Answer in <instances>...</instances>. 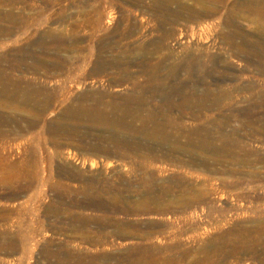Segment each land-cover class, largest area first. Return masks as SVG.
<instances>
[{
	"label": "rangeland",
	"instance_id": "374dc122",
	"mask_svg": "<svg viewBox=\"0 0 264 264\" xmlns=\"http://www.w3.org/2000/svg\"><path fill=\"white\" fill-rule=\"evenodd\" d=\"M0 2V83L14 86L10 91L0 86L7 89L0 97V264L264 263V53L259 51L264 20L253 15L256 5L250 0ZM185 8L211 16L189 24L179 17ZM257 21L263 22L261 29ZM171 28L189 32L182 50L159 44H168L162 38ZM192 29L215 48L201 67L207 85L184 89L187 97L192 93L190 103L196 102L191 114L197 109L194 115L202 117L188 127L213 125L208 135L182 139L169 129L168 142L160 143L141 135L133 113L139 106L163 108L162 94L183 102L173 68L200 43ZM235 29L243 35L233 37ZM148 78L171 89L154 94ZM27 92L32 96L25 101ZM99 111L104 120L94 116ZM222 126L236 135L219 139Z\"/></svg>",
	"mask_w": 264,
	"mask_h": 264
},
{
	"label": "bare ground",
	"instance_id": "6f19581e",
	"mask_svg": "<svg viewBox=\"0 0 264 264\" xmlns=\"http://www.w3.org/2000/svg\"><path fill=\"white\" fill-rule=\"evenodd\" d=\"M13 1V0H12ZM251 1V3L252 4H254V5H256L255 7H257V8H255V10H254V14L253 15H256V16H258L259 18H261V19H263L264 20V0H250ZM21 2V1H20ZM1 3V2H0ZM179 3V2H178ZM12 4V3H11ZM3 6V5H2ZM168 9H170V8H168ZM179 9V8H178ZM177 9V10H178ZM171 10V9H170ZM1 11V10H0ZM180 12H179V17H180V19L182 18V20L184 21L185 20V22H187V23H189V24H198L199 23V20L200 19H203L204 17L206 18V16H208V17H210L211 16V13L208 15V13H206V12H208V11H206V12H204V11H196V10H191V9H187V8H185V11H184V13H181V9L179 10ZM156 12V11H155ZM157 12H159V11H157ZM173 12V11H172ZM168 13V12H167ZM181 13V14H180ZM213 13V12H212ZM10 14V13H9ZM148 14V13H147ZM156 15H158V14H156ZM213 15V14H212ZM20 16V15H19ZM152 16V15H151ZM175 16V18H176V16L177 15H174ZM22 17V16H21ZM171 17V16H170ZM178 17V18H179ZM2 18V17H1ZM16 18H17V16H16ZM160 18V17H159ZM178 18H177V20H178ZM254 18H256V17H254ZM252 19V21H256L258 18H256V20L255 19ZM15 19V18H14ZM153 19V18H152ZM156 19V18H155ZM167 19V18H166ZM179 19V20H180ZM2 20V19H1ZM159 20V19H158ZM260 20V19H259ZM13 21V20H12ZM153 21V20H152ZM261 21V20H260ZM14 22V21H13ZM17 22V21H16ZM173 22V21H172ZM178 22H180V21H178ZM4 23V22H3ZM181 23V22H180ZM260 23H263V22H260ZM260 23H258V21H257V24H256V26L259 24L260 25ZM179 25V24H178ZM259 25H258V27H259ZM172 27V26H171ZM181 27V26H180ZM185 27V26H184ZM255 27V26H254ZM258 27H256V28H258ZM263 27V26H262ZM2 28V27H1ZM260 29H261V25H260V27H259ZM160 29V28H159ZM163 29V28H162ZM168 29V28H167ZM263 29V28H262ZM13 30V29H12ZM183 30V29H182ZM184 30H185V28H184ZM264 30V29H263ZM262 30V31H263ZM4 31H5V29H4ZM167 31H169V30H167ZM179 31V32H178ZM178 32V33H177ZM191 32H192V37L194 38V37H196V36H199V38H200V43H197L196 45H195V52H193L192 54L190 53L189 55L186 53L187 52V50L185 51V54H187V57H186V59H185V61H184V63L181 65V67L180 68H178V69H174L173 68V70H174V76L176 77V78H174V79H176L177 81L178 80H180L181 81V83H180V86L178 87V90L176 91V93H177V95L179 96H181V98L180 99H182V101L183 102H181V103H176V102H173L172 101V99H174V98H172L171 100H170V98H171V96H169V95H171V93L169 94V95H167L166 96V94H162L163 95V97H161V98H159V99H161V100H163L164 101V103L162 104L163 106V108H161V109H158L157 110V108L156 109H154V110H152V108H151V110H150V107H149V110H147L146 111V109H147V107L145 108V107H143V106H139L140 107V109H139V111H137V112H135L136 114H134L133 113V115H134V118H135V115H136V119H138V120H140V122H141V126H142V128H141V126H140V128H141V135H143V133H145V134H150V136L153 138V139H156V140H158L160 143L161 142H168V140H169V137H170V135H169V133H170V131L171 130H174L175 129V131L176 130H178V133L180 134L179 136H181V139H182V137L184 136H188V137H191V136H193V135H195V137L196 136H201V135H208V134H210L209 132H211V131H209L210 130V126L211 125H213V123H211V125L209 124V123H207V124H205L206 126L208 125V127H204L203 125L204 124H202V123H200V124H202V127L199 129L198 127H197V129H199V130H197L196 129V131H194V130H190L189 129V127H188V123H190V125L192 124V125H194L193 123H191L192 121H200V118H202V117H198V116H195L194 114L195 113H197L196 112V110L194 111L195 113L194 114H191V112H193V110H191L192 109V107L194 106L193 104H195V103H190V102H192V101H190V99L192 98V93H191V98H189V97H187L186 95V93L184 92V89L186 90L189 86L191 87V89H193V90H198L200 87L202 88V87H205V83H206V79H208V75L206 76V74H207V71H206V73L204 74L203 72H202V69H201V67L206 63V60H210L208 57V51L209 50H211V49H213V48H215V43H212L211 45H204V44H207L208 43V41H204L203 40V37H201L202 36V34L201 33H196L195 32V30L194 29H192L191 30ZM6 33V32H5ZM7 33H9V31L7 32ZM161 33V32H160ZM264 33V32H263ZM10 34H11V32H10ZM13 34V33H12ZM148 34V33H147ZM187 34H189V32L186 30V32H181V30H178L177 28L175 29V28H171V31L170 32H167V34L165 35V37L163 36V38H162V40L165 38L166 40H165V42L167 41H169L168 42V44H165L164 45V43L162 44V43H159V44H161L163 47H164V49L165 50H169L170 49V45L172 46V50L175 48L176 50H182L183 49V44H184V42H186V41H184L185 40V38L187 37ZM232 34V33H231ZM241 34H242V32H239L238 30H236L235 29V31H234V33L232 34V36L233 37H240L241 36ZM8 35V34H7ZM164 35V34H163ZM243 35V34H242ZM261 35V34H260ZM264 35V34H263ZM162 36V35H161ZM226 36V35H225ZM229 36L230 35H227V37H228V39H226L225 41H229ZM227 37H225V38H227ZM246 37V36H245ZM260 37V36H259ZM157 38V37H156ZM222 38V37H221ZM243 38V37H242ZM223 40H224V38H222ZM239 39V38H238ZM155 40V39H154ZM254 40V39H253ZM253 40H251V41H253ZM53 41V40H52ZM153 41V40H152ZM230 41H231V39H230ZM229 41V42H230ZM256 40H254V42H255ZM161 42V41H160ZM188 42V41H187ZM224 41H221V44L223 43ZM229 42H228V44H229ZM151 43V42H150ZM250 43V42H249ZM248 43V44H249ZM55 44V43H54ZM232 44V43H231ZM262 44V43H261ZM258 45V44H257ZM161 46V47H162ZM233 46V45H232ZM259 46V45H258ZM257 46V47H258ZM159 47V46H158ZM163 47L162 48H160V50L162 49L163 51H164V49H163ZM190 47V46H189ZM235 47V46H234ZM250 47V46H249ZM255 47V46H254ZM263 47V46H262ZM260 48V47H259ZM229 49H231V48H229ZM250 49V48H249ZM262 48H260L259 49V51H262L263 53H264V48L261 50ZM161 50V51H162ZM255 50V49H254ZM21 51V50H20ZM175 51V50H174ZM174 51L173 52H171L172 54H174ZM190 51V50H189ZM245 51V50H244ZM258 51V49L256 50V52ZM16 52V51H15ZM169 52V53H170ZM177 52V51H176ZM255 52V53H256ZM14 53V52H13ZM161 53V52H160ZM166 53H168V51L166 52ZM239 53V52H238ZM246 53V52H245ZM251 53H254V52H251ZM260 53V52H259ZM263 53L261 54L262 56H263ZM249 54V53H248ZM14 55V54H13ZM165 55V54H164ZM250 55V54H249ZM248 55V56H249ZM255 55V54H254ZM254 55H252V56H249V57H251V58H254L253 56ZM17 56V55H16ZM163 56V55H162ZM175 56V55H174ZM174 56H172V57H174ZM177 56V55H176ZM186 56V55H185ZM230 56V55H229ZM257 56V55H256ZM169 57V56H168ZM213 57V56H212ZM234 57V56H233ZM159 58V57H158ZM165 58V57H164ZM207 58V59H206ZM211 58V57H210ZM218 58V57H217ZM250 58V59H251ZM115 59V58H114ZM117 59V58H116ZM123 59V58H122ZM163 59V58H162ZM176 59V58H175ZM183 59V58H182ZM262 59V58H261ZM15 60H17V59H15ZM158 60V59H157ZM165 60H166V58H165ZM252 60V59H251ZM257 60V59H256ZM258 60H260V59H258ZM257 60V61H258ZM11 62H13L12 60H10ZM114 61H116V60H114ZM175 61V60H174ZM173 61V62H174ZM262 61H264L263 59H262ZM261 61V62H262ZM4 62V61H3ZM107 62V61H106ZM111 62V61H110ZM151 62V61H150ZM156 62V61H155ZM158 62V61H157ZM172 62V61H171ZM252 62V61H251ZM255 62V61H254ZM260 62V61H259ZM259 62H257V63H259ZM10 63V62H9ZM24 63V62H23ZM109 63V62H108ZM125 63V62H124ZM165 63V62H164ZM264 63V62H263ZM20 64V63H19ZM58 64V63H57ZM100 64V63H99ZM130 64V63H129ZM175 64V63H174ZM226 64V63H225ZM256 63H254V65H255ZM260 64V63H259ZM259 64H257V65H259ZM262 64V63H261ZM64 65V64H63ZM121 65V64H120ZM127 65V64H126ZM154 65V64H153ZM215 65H217V64H215ZM262 65H264V64H262ZM28 66V65H27ZM58 66V65H57ZM122 66V65H121ZM172 66V65H171ZM23 67V66H22ZM34 67V66H33ZM56 67V66H55ZM101 67H103V66H101ZM153 67V66H152ZM164 67V66H163ZM204 67H205V65H204ZM214 67V66H213ZM223 67V66H222ZM114 68V67H113ZM125 68V67H124ZM151 68V67H150ZM34 69V68H33ZM100 69H102V68H100ZM99 69V70H100ZM121 69V68H120ZM145 69H146V67H145ZM166 69V68H165ZM212 69V68H211ZM144 70V69H143ZM159 70V69H158ZM215 70V69H214ZM258 70V69H257ZM13 71V70H12ZM154 71H156V70H154ZM160 71H162V70H160ZM260 71V70H259ZM264 71V70H263ZM99 72V71H98ZM106 72V71H105ZM138 72H139V70H138ZM166 72V71H165ZM171 72H173L172 71V69H171ZM30 73V72H29ZM154 73V72H153ZM209 73V72H208ZM211 73V72H210ZM209 73V74H210ZM215 73H217V72H215ZM108 74V73H107ZM140 74V73H139ZM149 74V73H148ZM156 75H157V73H155ZM155 74H153V75H155ZM169 75H170V73H168ZM212 74V73H211ZM222 74H223V72H222ZM221 74V75H222ZM226 74V73H225ZM264 74V73H263ZM1 75V74H0ZM15 75V74H14ZM152 75V76H153ZM155 75V76H156ZM213 75V74H212ZM216 75V74H215ZM6 76V75H5ZM4 76V77H5ZM11 76V75H10ZM155 76L153 77V78H155ZM168 76V75H167ZM184 77L183 79H180L181 77ZM210 76V75H209ZM257 76V75H256ZM3 77V79H7L8 77H5L4 78ZM26 77V76H25ZM32 77V76H31ZM35 77V76H34ZM133 77V76H132ZM170 77V76H169ZM171 77H172V74H171ZM237 77V76H236ZM122 78V77H121ZM138 78V77H137ZM136 78V79H137ZM153 78H148L149 80H147L148 82H147V85L148 86H150L151 87V89H152V92H154V94L156 93V91H160V90H164L166 87H167V85H168V83H164V84H162L161 83V81H158V79H153ZM234 78V77H233ZM238 78V77H237ZM1 79V78H0ZM18 79H19V77H18ZM27 79V78H26ZM34 79V78H33ZM171 79V78H170ZM214 79V78H213ZM14 80V79H13ZM29 80V79H28ZM39 80V79H38ZM163 80V79H162ZM165 80V79H164ZM163 80V81H164ZM175 80V81H176ZM218 80V79H217ZM2 81V79L0 80V82ZM10 81V80H9ZM27 81V80H26ZM35 81V80H34ZM107 81V80H106ZM110 81V80H109ZM138 81V80H137ZM142 81V80H141ZM215 81H216V79H215ZM3 82V81H2ZM6 82H8V81H4V83H6ZM45 82H47V81H45ZM119 82V81H118ZM140 82V81H139ZM146 82V81H145ZM207 82H209V81H207ZM212 82V81H211ZM219 82V81H218ZM10 83V82H9ZM31 83V82H30ZM35 83V82H34ZM113 83H115V82H113ZM172 83V82H171ZM174 83V82H173ZM2 83H0V86H2L1 85ZM212 84H214V83H211V86H212ZM5 85V84H4ZM3 85V86H4ZM10 85V84H9ZM12 85V84H11ZM19 85V84H18ZM40 85V84H39ZM132 85H134V86H136L135 85V83L134 84H132ZM131 85V86H132ZM138 85V84H137ZM142 85V84H141ZM141 85H139V86H141ZM206 85H207V83H206ZM217 85H219L220 86V83L219 84H217ZM217 85L215 86V87H217ZM2 86V87H3ZM6 87H7V85H5ZM37 86V85H36ZM119 86V85H118ZM130 86V87H131ZM143 86H144V84H143ZM174 86V85H173ZM172 86V87H173ZM218 86V87H219ZM14 87V86H13ZM13 87H11V88H13ZM20 87V86H19ZM44 87V86H43ZM138 87V86H137ZM147 86L145 85L143 88H142V90L145 88L146 89V91H148L147 90V88H146ZM169 87V86H168ZM167 87V88H168ZM213 87V86H212ZM212 87H211V89H212ZM217 87V88H218ZM235 87V86H234ZM1 88V87H0ZM8 88V90H9V88L10 87H7ZM10 88V89H11ZM15 88H16V84H15ZM15 88L13 89L14 91H17V89L15 90ZM18 88V87H17ZM29 88V87H28ZM131 88H133V87H131ZM140 88V87H139ZM166 88V89H167ZM170 88V87H169ZM176 88V87H175ZM221 88V87H220ZM18 89H21V87L20 88H18ZM26 89V88H25ZM34 89V88H33ZM42 89V88H41ZM141 89V88H140ZM145 89H144V91H145ZM150 89V88H149ZM150 89V90H151ZM171 89V88H170ZM190 89V88H189ZM188 89V90H189ZM208 89H210V87L209 88H207L206 89V91L204 92V93H208ZM219 89V88H218ZM236 89V88H235ZM7 89H3L2 88V90H0V97H2L1 95L3 94V96L5 95L4 94V92L6 91ZM12 90V91H13ZM36 90V89H35ZM149 90V91H150ZM162 90V91H163ZM200 90V89H199ZM225 90V89H224ZM10 91V90H9ZM8 91V92H9ZM27 91V90H26ZM133 91V90H132ZM170 91V90H169ZM173 91H174V89H173ZM190 91V90H189ZM203 91V90H202ZM216 91V90H215ZM217 91H219V90H217ZM24 92V91H23ZM38 92H40V91H38ZM151 92V91H150ZM213 92V91H212ZM5 93H7V91L5 92ZM20 93V92H19ZM18 93V94H19ZM22 93V92H21ZM21 93H20V95H21ZM29 92H27L26 93V95L25 96H21L22 97V99H24L25 101L27 100H29V97H31L29 94H28ZM34 93V92H33ZM36 93V92H35ZM160 93H161V91H160ZM164 93H165V91H164ZM167 93H168V91H167ZM190 93V92H189ZM195 93V92H194ZM203 93V94H204ZM218 93V92H217ZM220 93V92H219ZM218 93V94H219ZM239 93V92H238ZM17 94V95H18ZM31 94V93H30ZM135 94V93H134ZM147 94L148 93H146V97H143V98H148L147 97ZM240 94V93H239ZM8 95H9V93H8ZM12 95V94H11ZM16 95V94H15ZM15 95H14V97H15ZM16 95V96H17ZM91 95V94H90ZM143 95V94H142ZM149 95V94H148ZM152 95H153V93H152ZM157 95V94H156ZM156 95H153L152 96V99H154V97L156 96ZM158 95H160V94H158ZM174 95V94H173ZM173 95H172V97H173ZM202 95V94H201ZM206 95V94H205ZM229 95V94H228ZM5 96H7V95H5ZM19 96V95H18ZM131 96V95H130ZM144 96H145V94H144ZM165 96V97H164ZM206 96H208V95H206ZM211 96V95H210ZM221 96V95H220ZM224 96H225V93H224ZM86 97V96H85ZM158 97V96H157ZM170 97V98H169ZM202 97H205V96H203L202 95ZM233 97V96H232ZM237 97V96H236ZM133 98V97H132ZM135 98H137V97H135ZM163 98V99H162ZM206 98V97H205ZM204 98V99H205ZM209 98V97H208ZM213 98V97H212ZM217 98H219L218 96H217ZM226 98V97H225ZM235 98V97H234ZM2 99V98H1ZM12 99V98H11ZM36 99V98H35ZM141 99V98H140ZM156 99V98H155ZM154 99V100H155ZM158 99V98H157ZM176 99V98H175ZM203 99V100H204ZM210 99H211V97H210ZM230 99V98H229ZM5 100V99H4ZM9 100V99H8ZM7 100V101H8ZM34 100V99H33ZM151 102L153 101V100H151V99H149ZM148 100V101H149ZM177 100V99H176ZM197 100H199L198 98H197ZM200 100H201V98H200ZM199 100V101H200ZM213 100V99H212ZM211 100V101H212ZM216 100V99H215ZM221 100V99H220ZM6 101V100H5ZM24 101V102H25ZM135 101V100H134ZM133 101V102H134ZM141 101L143 102L144 100L143 99H141ZM141 101H139V102H141ZM149 101V102H150ZM157 100H155V102H156ZM159 101V100H158ZM194 101V100H193ZM207 101H209V100H207ZM214 101V100H213ZM218 101H219V99H218ZM0 102H2V101H0ZM11 102H12V100H11ZM22 102V101H21ZM154 102V101H153ZM161 102V101H160ZM204 102V101H203ZM217 101H215L214 102V105H215V103H216ZM228 102V101H227ZM9 103V102H8ZM26 103V102H25ZM38 103V102H37ZM97 103V102H96ZM147 103V102H146ZM213 103V102H212ZM211 103V104H212ZM217 103H219V102H217ZM3 104V103H2ZM140 104V103H139ZM143 104H144V102H143ZM142 104V105H143ZM155 104V103H154ZM157 104H159V103H157ZM161 104V103H160ZM198 104H200V103H198ZM202 104V103H201ZM221 104V103H220ZM106 105V104H105ZM197 105V104H196ZM260 105V104H259ZM2 106V105H1ZM116 106V105H115ZM144 106H146V104H144ZM200 107L202 106V105H199ZM199 106L197 105V107L199 108ZM216 106V108L217 109H219L220 110V106H219V108L217 107V104L215 105ZM252 106V105H251ZM111 107V106H110ZM153 107V106H152ZM156 107V106H155ZM158 107H159V105H158ZM161 107V106H160ZM205 107V106H204ZM203 107V108H204ZM92 108V107H91ZM94 108V107H93ZM122 108V107H121ZM213 108V107H212ZM212 108H210V110H212V111H214ZM246 108V107H245ZM258 108V107H257ZM105 109V108H104ZM137 109V108H136ZM202 109V108H201ZM204 109H206V107L204 108ZM231 109V108H230ZM251 109V108H250ZM88 110V109H87ZM102 110V109H101ZM124 110V109H123ZM125 110H126V108H125ZM131 110V109H130ZM3 111V110H2ZM79 111V110H78ZM85 111V110H84ZM129 111V110H128ZM191 111V112H190ZM202 111H204L203 109H202ZM201 111V112H202ZM206 111V110H205ZM212 111H211V113H212ZM95 112V111H94ZM134 112V111H133ZM207 112V111H206ZM205 112V113H206ZM123 113V112H122ZM138 113V114H137ZM209 113H210V111H209ZM210 113V114H211ZM1 114H3L2 112H1ZM73 114V113H72ZM82 114V113H81ZM126 114V113H125ZM130 114H131V112H130ZM129 114V115H130ZM259 114V113H258ZM4 115V114H3ZM7 115V114H6ZM90 115H91V113H90ZM94 115V114H93ZM105 114L104 113H102V112H100L99 111V113H97L96 115H94V116H98V117H101V119H103L104 120V116ZM127 115V114H126ZM199 115H205L204 113L202 114V113H200L199 112ZM213 115V114H212ZM243 115V114H242ZM245 115V114H244ZM253 115V114H252ZM106 116V115H105ZM108 116V115H107ZM113 116V115H112ZM128 116V115H127ZM127 116H126V118H127ZM208 116H209V114H208ZM254 116V115H253ZM1 117V116H0ZM85 117V116H84ZM92 117V116H91ZM103 117V118H102ZM109 117V116H108ZM108 117H107V119H108ZM210 117V116H209ZM30 118V117H29ZM125 118V119H126ZM130 118H132L131 116H130ZM205 118H207V117H205ZM204 118V121H206V119ZM218 118V117H217ZM225 118V117H224ZM234 118V117H233ZM3 119H5V118H3ZM2 119V120H3ZM91 119V118H90ZM99 120H100V118H98ZM107 119H105L106 120V122H107ZM125 119H124V121H125ZM129 119V118H128ZM7 120V119H6ZM22 120V119H21ZM20 120V121H21ZM29 120V119H28ZM95 120V119H94ZM109 121H111V120H113V119H108ZM123 120V119H122ZM131 120V119H130ZM202 120V122H203V119H201ZM212 120V119H211ZM225 120V119H224ZM228 120V119H227ZM17 121V120H16ZM96 121H97V118H96ZM132 121V120H131ZM130 121V122H131ZM134 121V120H133ZM133 121H132V123H133ZM215 121V120H214ZM259 121V120H258ZM264 121V120H263ZM263 121H262V123H263ZM103 122V121H102ZM112 122V121H111ZM110 122V123H111ZM139 122V121H138ZM221 122V121H220ZM29 123V122H28ZM113 123H114V120H113ZM124 123V122H123ZM126 123V122H125ZM128 123V122H127ZM126 123V124H127ZM196 123H198L197 125L198 126H200L199 125V122H196ZM205 123V122H204ZM227 123V122H226ZM251 123V122H250ZM2 124H3V122H2ZM31 124V123H30ZM219 123H217L216 124V126L218 125ZM223 124V123H222ZM221 124V125H222ZM231 124V123H230ZM229 124V125H230ZM264 124V123H263ZM4 125V124H3ZM37 125V124H36ZM130 125V124H129ZM149 125L151 126L152 125V127H150V129H148V127H149ZM215 125V124H214ZM227 125V124H226ZM247 125V124H246ZM113 126V125H112ZM114 126H115V123H114ZM119 126V125H118ZM133 126V125H132ZM147 126V127H146ZM253 126H254V124H253ZM252 126V127H253ZM255 126H256V123H255ZM254 126V127H255ZM0 127H2L1 126V124H0ZM19 127V126H18ZM116 127V126H115ZM124 127V126H123ZM135 127V126H134ZM195 127V126H194ZM218 128H219V125L217 126ZM216 127V129H215V131L216 130H218V128ZM113 128V127H112ZM124 128H126V127H124ZM130 128H131V125H130ZM139 128V127H138ZM137 128V129H138ZM192 128V127H191ZM208 128H209V130H208ZM20 129H21V127H20ZM129 129V128H128ZM146 129V130H145ZM169 129H170V131H169ZM222 129H223V126H222ZM225 129V128H224ZM223 129V130H224ZM7 130V129H6ZM109 130V129H108ZM115 130V129H114ZM121 130V129H120ZM140 130V129H139ZM222 130V131H223ZM226 130V129H225ZM224 130V131H225ZM256 130H258V129H256ZM262 130V129H261ZM19 131V130H18ZM221 131V130H220ZM219 131V139H221V138H223L224 140L227 138H230V137H232L233 138V135H236V134H233V132H220ZM250 131V130H249ZM135 132H136V130H135ZM138 132V131H137ZM147 132V133H146ZM4 133V132H3ZM117 133V132H116ZM2 134V133H1ZM111 134V133H110ZM115 134V133H114ZM172 134L174 135V133L172 132ZM212 134H214L213 136H215L216 134H215V132H213ZM251 134V133H250ZM3 135V134H2ZM6 135H7V133H6ZM123 135V134H122ZM216 135V136H217ZM239 135V134H238ZM241 135V134H240ZM112 136V135H111ZM147 136H149V135H146L145 137H147ZM212 136V135H211ZM217 136V137H218ZM114 137V136H113ZM174 137V136H173ZM203 137V136H202ZM201 137V138H202ZM209 137V136H208ZM217 137H216V139H217ZM236 137V136H235ZM238 137V136H237ZM111 138V137H110ZM139 139V138H138ZM153 139H152V141H153ZM171 139V138H170ZM189 139V138H188ZM188 139H186L187 141H188ZM192 139V138H191ZM198 139H200V137L198 138ZM198 139H196V140H198ZM212 139V138H211ZM211 139L209 140V141H211ZM214 139V138H213ZM222 139V140H223ZM256 139V138H255ZM255 139H253V141H255ZM174 140V139H173ZM193 140H195V139H193ZM206 140V139H205ZM215 140V139H214ZM238 140V139H237ZM246 140V139H245ZM177 141V140H176ZM192 141V140H191ZM190 141V142H191ZM200 142H201V139L199 140ZM198 141V142H199ZM207 141V140H206ZM217 142H219L218 141V139L216 140ZM221 141V140H220ZM236 141V140H235ZM253 141H251L252 143H253ZM259 141H262V140H259ZM114 142H115V140H114ZM175 142V141H174ZM174 142H172V143H174ZM213 142V141H212ZM245 142L246 141H244V144H245ZM250 142V141H249ZM194 143V142H193ZM196 143V142H195ZM194 143V144H195ZM223 143V142H222ZM227 143V142H226ZM238 143V142H237ZM243 142H241V145H244V144H242ZM255 144H256V141L254 142ZM168 144V143H167ZM176 144V142L174 143V145ZM178 144V143H177ZM189 144V143H188ZM193 144V145H194ZM221 144V143H220ZM236 144V143H235ZM259 144H260V142H259ZM159 145V144H158ZM161 145V144H160ZM174 145H173V147H174ZM187 145V144H186ZM190 145H192V142H191V144ZM189 145V146H190ZM197 145V144H196ZM226 145V144H225ZM230 145V144H229ZM246 145V144H245ZM244 145V146H245ZM249 145V144H248ZM261 145V144H260ZM204 146V145H203ZM206 146V145H205ZM204 146V147H205ZM210 146H212V143H210ZM228 146V145H227ZM235 146H237V145H235ZM263 146V145H262ZM135 147V146H134ZM168 147H169V145H168ZM168 147H167V149H168ZM197 147V146H196ZM198 147H200V146H198ZM217 147H219V146H217ZM217 147H216V150H217ZM221 147V146H220ZM243 147V146H242ZM239 148V147H238ZM164 149H166V148H164ZM166 149V150H167ZM175 149V148H174ZM177 149L178 148H176V151H177ZM202 149V148H201ZM208 149H210V148H208ZM226 149V148H225ZM227 149L229 150V148L227 147ZM231 150H232V148H230ZM236 149H237V147H236ZM240 149V148H239ZM112 150V149H111ZM193 150V149H192ZM203 150H204V148H203ZM211 150V149H210ZM213 150H214V147H213ZM222 150V149H221ZM224 150V149H223ZM238 150V149H237ZM256 150V149H255ZM175 151V150H174ZM181 151H184V150H181ZM218 151V150H217ZM217 151H215V152H217ZM227 151V150H226ZM236 151V150H235ZM239 151V150H238ZM244 151V150H243ZM252 151V150H251ZM170 152V151H169ZM223 152H225V151H223ZM253 152V151H252ZM264 152V151H263ZM107 153V152H106ZM227 152H225V154H226ZM111 154V153H110ZM229 154V153H228ZM264 154V153H263ZM166 156H168V158H169V155H166ZM171 156V155H170ZM232 156V155H231ZM237 156V155H236ZM218 157V156H217ZM225 157V156H224ZM241 157V156H240ZM262 157V156H261ZM167 158V157H166ZM165 157H164V159H166ZM230 158V157H229ZM228 158V159H229ZM221 160V159H220ZM219 160V161H220ZM227 160V159H226ZM224 162H226V161H224ZM232 163H233V161H232ZM238 164V163H237ZM245 164V163H244ZM223 165V164H222ZM259 169V168H258ZM257 170V169H256ZM248 171V170H247ZM227 172V171H226ZM225 172V173H226ZM250 172V171H249ZM255 172V171H254ZM260 172V171H259ZM220 173V172H219ZM218 174V173H217ZM222 174H223V172H222ZM229 174V173H228ZM251 175V174H250ZM254 175H255V173L253 174V177H254ZM258 175V174H257ZM248 177V176H247ZM257 176H255V178H256ZM262 177V176H261ZM263 179V178H262ZM253 180V179H252ZM255 181V180H254ZM261 181V180H260ZM2 182V181H1ZM0 182V183H1ZM229 184V183H228ZM253 184V183H252ZM240 185V184H239ZM201 201V200H200ZM248 202V201H247ZM191 207V206H190ZM253 207V206H252ZM8 211V210H7ZM184 212V211H183ZM256 212V211H255ZM256 214V213H255ZM258 214V213H257ZM6 215V214H5ZM3 216V215H2ZM257 216V215H256ZM263 217H264V214L262 215ZM261 217V216H260ZM259 217V218H260ZM262 217V218H263ZM4 218V217H3ZM254 218V217H253ZM258 218V219H259ZM262 218H260V219H262ZM8 221H10V220H8ZM256 221V220H255ZM251 222V221H250ZM254 224V223H253ZM258 224V223H257ZM256 224V225H257ZM251 226V225H250ZM260 227V226H259ZM261 227H262V225H261ZM263 227H264V225H263ZM262 227V228H263ZM254 228H256V227H254ZM250 229H252V228H250ZM264 229V228H263ZM243 231V230H242ZM252 231H254L253 229H252ZM263 231V230H262ZM244 232V231H243ZM255 233V232H254ZM258 233V232H257ZM261 234V233H260ZM5 235V234H4ZM22 235V234H21ZM25 235V234H24ZM247 235V234H246ZM0 236H2V235H0ZM242 236V235H241ZM244 236V235H243ZM4 237H6V236H4ZM248 237V236H247ZM260 237V236H259ZM1 238V237H0ZM3 238V237H2ZM1 238V239H2ZM249 238H251L250 236H249ZM248 238V239H249ZM255 238V237H254ZM257 238V237H256ZM252 239V238H251ZM262 239H263V237H262ZM8 240V239H7ZM10 240V239H9ZM9 240H8V242H9ZM242 240H244V239H242ZM247 240V239H246ZM245 240V241H246ZM253 240H256V239H253ZM252 240V241H253ZM258 240V239H257ZM11 241H13V240H11ZM10 241V242H11ZM16 241V240H15ZM240 241V240H239ZM5 242V241H4ZM6 243L5 242V244H9V243ZM15 243V242H14ZM18 243V242H17ZM250 243V242H249ZM253 243V242H252ZM255 243V242H254ZM261 243H263L262 242V240H261ZM16 244V243H15ZM237 244V243H236ZM240 245H241V243H239ZM235 245V244H234ZM243 245V244H242ZM247 246H248V244H246ZM246 245H244V246H246ZM10 246V245H9ZM243 246V247H244ZM238 247V246H237ZM242 247V248H243ZM257 247V246H256ZM260 247H262L263 248V246H260ZM8 248V247H7ZM11 248V247H10ZM25 248V247H24ZM176 248H178V246L176 247ZM236 248V247H235ZM13 249V248H12ZM240 249V248H239ZM250 249H252L251 247H250ZM249 249V250H250ZM4 250H5V248H4ZM235 250V249H234ZM253 250H254V248H253ZM256 250V249H255ZM255 250H254V253H257V251L255 252ZM10 250H8V252H9ZM11 251H13V250H11ZM10 251V253L9 254H11L12 252ZM17 251V250H16ZM240 251V250H239ZM247 251H248V249H247ZM21 252V251H20ZM188 252V251H187ZM232 252V251H231ZM253 252V251H252ZM16 253V252H15ZM18 253H19V251H18ZM17 253V254H18ZM260 253V252H259ZM233 255H234V253H232ZM238 254V253H237ZM72 255V254H71ZM229 255V254H228ZM232 255V256H233ZM236 255V254H235ZM257 255V254H256ZM248 256V255H247ZM255 256V255H254ZM209 257V256H208ZM236 257V256H235ZM144 258V257H143ZM164 258H166V257H164ZM258 258V257H257ZM7 259V258H6ZM132 259V258H131ZM159 259V258H158ZM161 259V258H160ZM168 260H169V258H167ZM206 259V258H205ZM250 259V258H249ZM264 259V258H263ZM8 260H10V259H8ZM137 260V259H136ZM166 260V259H165ZM171 260V259H170ZM202 260H204V258L202 259ZM255 260V259H254ZM260 260V259H259ZM150 261V260H149ZM161 261V260H160ZM175 260H173V262H174ZM212 261V260H211ZM210 261V262H211ZM236 261V260H235ZM251 261V260H250ZM258 261V260H257ZM262 261H264V260H262ZM106 262V261H105ZM162 262H163V260H162ZM166 262V261H165ZM173 262H171L172 264H174ZM182 262V261H181ZM201 262V261H200ZM256 262V261H255ZM261 262V261H260ZM156 263H158V262H156L155 261V264ZM168 263V262H167ZM167 263H165V264H167ZM175 263H176V261H175ZM178 263V262H177ZM239 263H240V261H239ZM252 263H254V262H252ZM11 264V263H10ZM159 264V263H158ZM162 264V263H161ZM164 264V263H163ZM170 264V263H169ZM183 264V263H182ZM256 264V263H255ZM260 264V263H259ZM264 264V263H263Z\"/></svg>",
	"mask_w": 264,
	"mask_h": 264
}]
</instances>
